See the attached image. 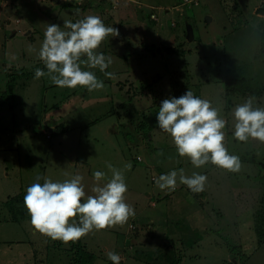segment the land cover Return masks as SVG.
<instances>
[{"label":"rangeland","instance_id":"1","mask_svg":"<svg viewBox=\"0 0 264 264\" xmlns=\"http://www.w3.org/2000/svg\"><path fill=\"white\" fill-rule=\"evenodd\" d=\"M172 1L0 0V264H79L74 243L96 256L89 264L112 263L108 250L128 264H166L173 251L182 256L179 264H264V233L257 227L264 229V142L231 135L235 104L250 94L264 104V0ZM86 14L118 29L98 48L111 57L106 71L115 75L89 68L105 82L94 90L35 77L34 69L44 68L38 49L46 24L63 26L64 19ZM188 28L194 29L192 40ZM12 71L24 75L5 97ZM227 71L246 79L248 94L227 89ZM187 88L222 109L224 144L240 157L238 171L210 163L195 168L158 128L160 101ZM106 162L124 171L125 200L135 209L125 223L65 242L36 230L23 201L12 209L7 204L10 196L23 198L37 176L43 182L77 172L86 197L97 183L93 169L110 176ZM181 167L185 174L206 173L203 191L178 184L168 192L155 185L154 176ZM139 252L141 260L129 259Z\"/></svg>","mask_w":264,"mask_h":264},{"label":"clouds","instance_id":"2","mask_svg":"<svg viewBox=\"0 0 264 264\" xmlns=\"http://www.w3.org/2000/svg\"><path fill=\"white\" fill-rule=\"evenodd\" d=\"M79 9H77V12ZM118 35V29L105 24L96 14H86L75 20L64 19L63 26L48 23L38 49L44 68L36 67L34 76L47 75L59 87L84 86L87 90L105 86L89 68L98 67L104 77L115 73L106 71L112 63L110 56L99 51V45L108 36ZM87 65L88 67H82ZM45 69L47 71H45ZM222 109L212 101L194 95L187 88L179 96H169L160 101L156 123L167 132L181 157H187L195 168L213 164L236 172L241 167L240 157L225 147L227 120ZM232 132L237 140L256 139L264 142V104L250 94L231 110ZM110 176L105 171L93 169L92 194L85 197V185L80 173L63 180L39 176L26 186L23 202L29 213V222L36 230L53 240L75 241L94 229L125 223L135 215L132 204L126 202L128 185L124 171L106 162ZM131 167L130 162L123 168ZM155 185L164 191H173L183 184L193 192L204 190L207 176L202 171L185 174L184 168H171L153 177ZM112 264H120L121 254L108 250Z\"/></svg>","mask_w":264,"mask_h":264},{"label":"trees","instance_id":"3","mask_svg":"<svg viewBox=\"0 0 264 264\" xmlns=\"http://www.w3.org/2000/svg\"><path fill=\"white\" fill-rule=\"evenodd\" d=\"M261 54H263V56H264V38H263V47L261 48ZM22 74H23V72H19V71H14L13 72L12 71V73H10L8 75V81H7L6 89L4 90V95L3 96L8 97L10 95H13L14 87L16 86V83H17L20 75H22ZM226 82H227L226 83L227 84V89L230 90V91L232 90L233 92H236L237 94H248V92H249V91H247L249 89L246 86V83H247L246 79H244L243 76H238L233 71L232 72L231 71H227ZM263 89H264V85H263ZM54 134H55V132H54ZM9 199L10 200L7 202V204H8V206H10V209L16 207V202L17 201H23V198L20 197V195L10 196ZM262 217L263 216H261V224H262ZM178 226H180V225H178ZM257 227H258V231L259 232L264 233L263 232L264 229H262L259 224L257 225ZM73 245L74 246L76 245L74 260L77 263H79V264H83V263L84 264H89L90 261L93 260L96 257L92 252L87 251L88 249H86L85 247L83 248L81 246V244H75L74 243ZM74 246H73V248H74ZM59 247L61 248V246H59ZM33 253H36V251L34 250ZM154 254L157 255L158 257L162 258V254L159 251H157ZM143 255L144 254L142 252H139L137 256L135 255V258H137L138 260H141ZM171 256L172 257H170L169 259H166V261H167L166 264H175V263L179 264L181 262V260H182V256L177 255L174 251H173V254L171 253ZM152 259H153V255H152ZM159 260H161V259H159ZM151 261L152 260L148 259V260H146V263L148 264ZM108 264H111V263L108 262ZM155 264H163V263H157L156 262Z\"/></svg>","mask_w":264,"mask_h":264},{"label":"crops","instance_id":"4","mask_svg":"<svg viewBox=\"0 0 264 264\" xmlns=\"http://www.w3.org/2000/svg\"><path fill=\"white\" fill-rule=\"evenodd\" d=\"M180 1L181 2H184L185 4H183V5H186V2L184 1V0H173L172 2H174L175 4L177 3V2H179L180 3ZM198 3H199V0H198ZM198 3H196V4H198ZM264 3V2H263ZM187 5H192V4H190V3H188ZM147 7H150L151 9H153V8H156L154 5H150V6H147ZM139 10H141V9H139ZM138 10V11H139ZM141 12H142V10H141ZM171 11L170 10H166L165 11V13L166 14H168V13H170ZM144 13V12H143ZM141 17L142 18H140L139 17V14H138V20L140 19V23H141V20L143 21V15H141ZM150 22H152V21H150ZM155 22V21H154ZM143 23H145V17H144V21H143ZM193 29V28H192ZM158 32V31H157ZM193 32H194V29H193ZM160 32H158V34H159ZM188 38V37H187ZM189 40V39H188ZM192 40V39H191ZM1 152H5V151H2V150H0ZM27 168V170H29V167H26ZM5 169V168H4ZM26 170V169H25ZM35 180V179H34ZM8 222H12L10 219H9V221ZM106 249V248H105ZM35 254V253H34ZM129 259L131 260V261H134L135 263H136V261H139V260H136L135 258H130L129 257ZM121 262L123 263V264H128V259H121ZM141 262V261H140ZM143 263V262H142ZM112 264V263H111Z\"/></svg>","mask_w":264,"mask_h":264},{"label":"water","instance_id":"5","mask_svg":"<svg viewBox=\"0 0 264 264\" xmlns=\"http://www.w3.org/2000/svg\"><path fill=\"white\" fill-rule=\"evenodd\" d=\"M138 14H139V17L142 18L141 17V15H142L141 10L138 11ZM193 35H194L193 34V29L192 28H188V31H187V37H188V39L189 40L193 39Z\"/></svg>","mask_w":264,"mask_h":264},{"label":"built area","instance_id":"6","mask_svg":"<svg viewBox=\"0 0 264 264\" xmlns=\"http://www.w3.org/2000/svg\"><path fill=\"white\" fill-rule=\"evenodd\" d=\"M186 3H193V2H196L197 0H190V1H187V0H184ZM198 3V2H197Z\"/></svg>","mask_w":264,"mask_h":264}]
</instances>
